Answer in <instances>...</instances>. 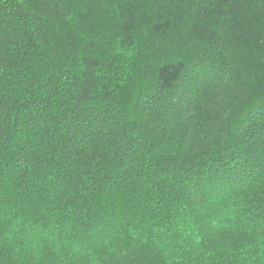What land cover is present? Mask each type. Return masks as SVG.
I'll return each mask as SVG.
<instances>
[{"label":"trees","instance_id":"obj_1","mask_svg":"<svg viewBox=\"0 0 264 264\" xmlns=\"http://www.w3.org/2000/svg\"><path fill=\"white\" fill-rule=\"evenodd\" d=\"M0 264H264V0H0Z\"/></svg>","mask_w":264,"mask_h":264}]
</instances>
